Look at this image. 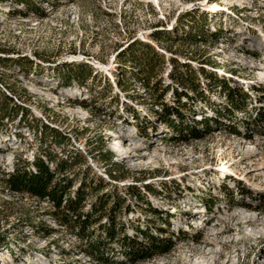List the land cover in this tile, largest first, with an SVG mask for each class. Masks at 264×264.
<instances>
[{"label":"rangeland","instance_id":"1","mask_svg":"<svg viewBox=\"0 0 264 264\" xmlns=\"http://www.w3.org/2000/svg\"><path fill=\"white\" fill-rule=\"evenodd\" d=\"M139 43L162 63L148 80L128 62L144 57ZM263 58L264 0H0V264H193L210 251L220 252L216 264H264V235L249 234L239 216L264 220V176L255 171L264 167ZM172 60L188 66L181 73L197 71L204 100L173 81ZM226 85L246 92L244 112L229 110ZM182 91L189 99L178 105ZM162 105L181 117L170 112L166 124ZM189 126L202 138L188 136ZM118 130L124 149L137 150L110 152L113 168L102 155ZM15 158L27 171L35 159L49 168L70 160V193L93 183L83 212L104 194L114 195L107 208L123 202L113 237L102 218L86 242L53 205L9 191ZM144 232L169 251L145 253ZM128 240L143 246L135 259ZM89 241L102 243L106 262L86 253Z\"/></svg>","mask_w":264,"mask_h":264},{"label":"trees","instance_id":"2","mask_svg":"<svg viewBox=\"0 0 264 264\" xmlns=\"http://www.w3.org/2000/svg\"><path fill=\"white\" fill-rule=\"evenodd\" d=\"M192 32L200 31V28L197 26L191 27ZM202 28V27H201ZM203 32V31H201ZM215 36V35H214ZM138 48H141L144 50V57L142 58L141 56L138 57H131L129 58L130 64L132 66L137 67L139 72L144 74V79L146 78L147 80L149 77L152 75L156 74V71L158 68H160V63L159 60V54L154 51L150 46L139 43ZM137 48V47H136ZM131 52H133L131 50ZM132 54V53H131ZM174 71L171 75L172 79L174 82H176L177 85L181 86L180 88L183 90H191L196 93V97L198 99L204 100L206 97L204 95L203 89H201L198 79L195 77V74L197 71L189 70V74L187 75L185 73H181L178 71L180 68H187V65L183 64H178L175 60H172ZM159 63V66L156 64ZM178 71V72H177ZM199 73H202L206 80L209 82H212V86L216 87V81L217 79L214 78V74L210 73L207 74L205 73L203 67H200L198 70ZM90 72H88L85 77L83 78L84 80L86 79V76L90 77ZM168 87H165L163 92L167 91ZM222 89V88H221ZM225 93V98L228 101L229 105V110L234 111V112H244L245 110V105L247 103V100L249 99L248 95L246 92L242 90H236L232 89L228 85L222 89ZM185 91H182L180 93H177L175 96L176 104H180V97L185 96L187 99H189L188 93H185ZM244 92V93H243ZM6 98V97H5ZM162 99V97H160ZM11 102V99H8ZM85 104V103H81ZM207 104V103H205ZM163 113L162 115L159 114L158 117H164L161 118L166 122V124H170L169 116L172 113H176L179 117L181 115L177 111V109H170L168 107L165 108L164 105H162ZM6 108H1L0 107V113L6 112ZM170 110V111H169ZM172 112V113H170ZM195 124L205 126L206 128L208 127L209 120L207 121H194ZM188 130V136L200 139L202 136L200 135V130L197 129L196 127H187ZM53 132V130H50ZM232 134H238L237 131H232ZM53 138L57 140L56 134H53ZM105 152L103 153V158L105 161H110V164L112 165L113 168L116 167L114 163L111 161L112 154L105 149ZM18 160L15 158V164L12 167V171L10 173H7L6 175V186L8 187L9 191L12 193H17V194H27L30 197H34L40 200H46L48 201L51 205L54 206L55 209V216L56 218L60 219V222L63 223L66 228L71 229L72 233L75 235V237L78 238H85V241L88 242V240H91L92 238V233L90 230H88L89 226L92 225L95 222H99L100 219L102 218H107L108 219V226H106L105 231L108 235L109 238H112L113 235L115 234V228L113 223L110 221V219L114 216L116 213V209L118 208L119 204H122L123 202H119L117 200H114L111 205L107 208L108 202L114 198V195H101L100 197L97 196V199L89 204L88 212H83V208L86 205V200L85 197L86 195L83 194V190H86L88 187L91 189L93 183H89L88 187L84 185L82 181H80V186L75 193H70L71 189V182L68 180V178H65L64 175L65 170L69 169L70 166V160L66 161H61L60 163H56L55 165V170L51 172L50 169L40 160V159H35L34 161V171H27L25 166H19L18 165ZM1 173V172H0ZM3 173V172H2ZM1 173V174H2ZM98 186L93 187V190L96 192V188ZM110 198V199H108ZM119 203V204H118ZM147 205V204H146ZM148 206V205H147ZM149 211V208H148ZM151 213H154L153 209L149 211ZM74 230V231H73ZM121 229H119L120 231ZM144 237L145 239H148L149 245L148 248L144 247V252L147 253L149 250H152V254H165L169 251V245L164 244L163 242H159V240L153 236H147V234L144 232ZM90 245L86 249V253L89 254L90 256H94L97 261L100 262H106L107 259H104L102 254L97 251V248L101 247L97 244L92 245L91 241H89ZM127 244L130 246H133V249H130V254L129 258L135 259V256L138 255V252L143 250V246H139V243H135L134 241H127ZM151 246V247H150ZM135 247V249H134ZM124 248V247H123ZM126 249H128L126 247ZM124 248V250H126ZM146 250V251H145ZM99 254V255H98ZM149 256V255H148ZM148 256H141L142 258H146ZM128 257V256H127Z\"/></svg>","mask_w":264,"mask_h":264},{"label":"bare ground","instance_id":"3","mask_svg":"<svg viewBox=\"0 0 264 264\" xmlns=\"http://www.w3.org/2000/svg\"><path fill=\"white\" fill-rule=\"evenodd\" d=\"M262 63H264V58L262 59L261 61ZM252 65V64H251ZM253 66V65H252ZM256 67V66H255ZM253 69H254V66H253ZM117 138H120V139H125L126 138V135L122 132V130H118V133H116L115 135ZM125 136V137H124ZM115 137V138H116ZM116 138V140H117ZM115 140V139H114ZM112 144V143H111ZM115 146L114 147H110L109 148V151L115 149L116 152H119L121 154L122 157H125V158H130L132 155L133 152H136V148L137 147H134V148H131L130 149V152H127L126 149H124V147L118 142V143H113ZM129 150V149H128ZM126 151V152H125ZM128 154V155H127ZM11 161V160H10ZM9 161L8 164H10L11 162ZM11 165V164H10ZM256 170H261V174H263L264 176V167L263 168H258V169H255ZM245 213H242L240 214V218L241 216L242 219L244 220V224L247 225V228L250 229V232L249 234L251 235H258L260 234L261 236L264 235V220L263 219H259L258 217H252L250 216L249 218H247V215H244ZM237 215H234L232 218H236ZM218 234V233H217ZM219 235V234H218ZM205 253V252H204ZM236 253V252H235ZM220 256V252H216V251H210V252H207L205 254H202V255H198L197 257L194 258L193 260V264H216L218 258Z\"/></svg>","mask_w":264,"mask_h":264},{"label":"built area","instance_id":"4","mask_svg":"<svg viewBox=\"0 0 264 264\" xmlns=\"http://www.w3.org/2000/svg\"><path fill=\"white\" fill-rule=\"evenodd\" d=\"M6 13L9 14L8 10H6ZM123 131H124V130H123ZM124 132H127V131H124ZM116 133H118V131H117ZM115 137H116V136H115V134H114V139H116ZM116 141H118V142L122 145V143H121L120 141H124V139L117 138ZM111 142H113V141H111ZM114 146H115L114 144H112V145L109 144L108 149H109L110 147L112 148V147H114ZM115 147H116V146H115ZM114 151H115V149H113L112 151L110 150L109 152L114 153ZM84 156H85V155H84ZM42 159H43V160H46L44 157H42ZM44 163H45L46 166H48V164L46 163V161H44ZM54 166H56V165H54V163L51 162L50 168H49V167H48V168L52 171V169H54ZM113 182H114V181H113ZM140 196L144 197V192L140 193ZM133 198L137 199L138 196H137V195H134ZM43 201H45L46 203H49V202L46 201V200H43ZM49 204H50V203H49ZM5 264H7V263L5 262Z\"/></svg>","mask_w":264,"mask_h":264}]
</instances>
